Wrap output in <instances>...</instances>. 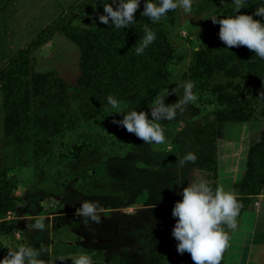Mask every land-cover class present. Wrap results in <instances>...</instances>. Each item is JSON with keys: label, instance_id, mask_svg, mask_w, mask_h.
Masks as SVG:
<instances>
[{"label": "rangeland", "instance_id": "374dc122", "mask_svg": "<svg viewBox=\"0 0 264 264\" xmlns=\"http://www.w3.org/2000/svg\"><path fill=\"white\" fill-rule=\"evenodd\" d=\"M81 1L8 0L4 4L0 0V70ZM202 1L193 0L190 13L178 8L173 10L172 19L159 21L177 60L168 65V80L158 96L136 108L138 112L150 113V106L160 98L165 97V104L176 102L183 94V83L194 82L188 73L191 57L206 34L220 27L209 17L229 16L219 15L229 0L198 9ZM256 2L249 8L250 13L264 5V0ZM98 5L99 2L92 3L78 10L72 25H88ZM140 11L141 7L135 13ZM79 61L78 45L55 33L20 67L25 75L33 70L37 80L55 76L70 92L78 78ZM5 83L6 79L0 84V170L6 171L9 204L5 212H0V221H8L17 233H0L3 256L21 245L32 248L37 242L43 246L44 253L38 255L43 264H74L81 255L88 257L90 264H195L190 253L176 250L177 241L171 231L177 218L171 211L174 203L182 199L178 193L189 183L206 178L213 189L217 187L218 115L238 119L241 126L234 132H243L244 136V155L234 179L240 183L233 186L237 195L240 187L256 176L257 166L252 161L264 151V145H260L264 136V89L241 75L226 76L214 71L205 88L194 82L196 99L181 105L184 111L174 119L158 121L167 134L166 143H144L113 123L114 119H122L123 113H114L116 109L110 106L51 137L52 150L40 157L34 156L38 149L33 140L12 142L7 136L11 121L5 118L2 104ZM176 85L180 87L174 94ZM120 101L123 111L135 109ZM20 106L26 112L24 120H30L28 135L33 136L34 127L30 125L38 104ZM81 143L87 145L86 152L76 155L74 146ZM189 152L195 160L181 164L180 159ZM259 199H264V176L259 193L245 210L254 208V201ZM83 201L99 202V223L89 219L85 224L84 217L74 214ZM262 207L264 211V202ZM225 230L230 234L235 229L225 226ZM221 262L224 264L223 258Z\"/></svg>", "mask_w": 264, "mask_h": 264}, {"label": "trees", "instance_id": "16d2710c", "mask_svg": "<svg viewBox=\"0 0 264 264\" xmlns=\"http://www.w3.org/2000/svg\"><path fill=\"white\" fill-rule=\"evenodd\" d=\"M8 0H4V4ZM219 0H203L197 4L198 9L204 5L216 4ZM99 2L92 14V19L86 26H73L72 18L76 12L92 3ZM111 0H82L69 12L59 18L54 24L37 35L31 45L0 70V84L6 79L3 94V108L5 118L9 122L6 129L7 136L12 142L33 140L37 144L38 154L43 156L52 150L53 138L64 129L80 122L88 121L110 107L106 97L112 95L118 100L126 101L132 108L143 107L151 103L157 96L159 89L168 80V65L177 60L167 31L159 22L153 23L147 16H140L143 11L141 0L140 13H134L135 22L127 28L118 29L99 21L98 16L103 12V3ZM257 5L256 0H246L239 13L251 14L249 8ZM115 8V5H112ZM139 7V8H140ZM173 10H168L166 20L173 17ZM235 15L234 0L223 4L219 15ZM146 22L144 21L145 18ZM141 18V20H140ZM259 19V16H253ZM162 19V20H164ZM156 33L155 40L137 53L141 38L145 34L144 26ZM217 31L206 34L200 48L194 51L188 67L189 76L200 88H205L208 79L214 71H220L226 76L241 75L252 80L254 84L264 89V59L255 55L247 46H227L218 37ZM55 33H61L65 38L74 41L79 48L80 61L78 78L72 90L66 91L60 80L51 76L36 79L33 72L21 71V64L26 65L30 54ZM25 70V69H24ZM15 73V75H14ZM24 74V75H23ZM30 76L28 78H25ZM10 79V80H9ZM37 103L33 111V136H29V117L24 120L25 110L20 104ZM61 110V113H57ZM23 118V119H21ZM18 119L22 121H17ZM216 121L237 122L238 119L218 115ZM17 122V126L14 125ZM42 134V135H41ZM260 145H264V136ZM86 144L74 146L75 154H84ZM257 166L256 176L240 187L237 199L241 202L239 214L250 204L254 195L259 193L260 182L264 176V151L258 159L253 160ZM240 183L237 181L233 186ZM9 204L6 171L0 170V212H5ZM263 215V214H262ZM16 229L8 221H0V233H14ZM43 246L33 243L38 255L43 254ZM7 251V249H6ZM4 248H0V258H3ZM7 255V254H6ZM153 264V263H152ZM220 264H223L220 261Z\"/></svg>", "mask_w": 264, "mask_h": 264}, {"label": "clouds", "instance_id": "9594fccd", "mask_svg": "<svg viewBox=\"0 0 264 264\" xmlns=\"http://www.w3.org/2000/svg\"><path fill=\"white\" fill-rule=\"evenodd\" d=\"M223 2V0H221ZM141 0H111L103 3V12L98 19L104 24H109L118 29L127 28L135 22L134 13L140 7ZM246 0H234L236 14L226 17L215 15L209 18L212 22L219 23L218 37L227 46H247L253 50L255 55L264 59V5L255 8L254 13H239ZM115 5V8L112 5ZM193 0H143V11L140 15L147 16L153 23L166 18L168 10L182 9L184 13H190ZM261 19H254L253 16ZM145 34L141 38L140 46L136 52L140 53L156 38V33L144 26ZM176 85L172 93L176 94ZM183 94L178 96L174 103L165 104L164 98L158 99L150 106V113L132 109L123 111L122 101L112 95L106 97L108 105L116 109V114L123 113L120 120L112 122L123 126L128 132L134 133L144 143L163 144L166 143L167 134L158 121L174 119L178 112L182 113L181 105L196 99L192 89L194 82L186 81L182 85ZM264 97V93H261ZM112 112V113H113ZM111 114V113H110ZM151 117V118H149ZM185 160H195V155L187 153L180 159L183 164ZM182 199L176 201L171 211L175 220L171 235L176 239V250L183 254L190 253L195 264H220L224 251L230 246V234L225 230L236 229L237 216L239 215L241 202L237 194L231 189L217 186L215 189L206 178H199L186 185L182 192L178 193ZM100 210L98 201H83L74 211L84 217L85 224L89 219L99 223L101 217L97 214ZM0 264H43L38 259V253L31 247L21 245L15 251H10ZM74 264H90L88 257L81 255L75 259Z\"/></svg>", "mask_w": 264, "mask_h": 264}, {"label": "crops", "instance_id": "0c3cea01", "mask_svg": "<svg viewBox=\"0 0 264 264\" xmlns=\"http://www.w3.org/2000/svg\"><path fill=\"white\" fill-rule=\"evenodd\" d=\"M240 126L237 122L217 124V186L233 191L234 179L238 176L244 155L243 132L241 135L234 132ZM224 158L225 162H222ZM254 202V208L241 213L236 229L230 233V246L224 252V264H264V199ZM260 219L263 221L259 222Z\"/></svg>", "mask_w": 264, "mask_h": 264}, {"label": "bare ground", "instance_id": "6f19581e", "mask_svg": "<svg viewBox=\"0 0 264 264\" xmlns=\"http://www.w3.org/2000/svg\"><path fill=\"white\" fill-rule=\"evenodd\" d=\"M222 138V137H221ZM220 138V139H221ZM230 138V137H229ZM230 141V140H229ZM228 142V141H227ZM230 142H232V141H230ZM229 144V143H228ZM230 149V148H229ZM232 150V149H231ZM230 152V151H229ZM233 152V151H232ZM236 152V151H235ZM230 154V153H229ZM225 157V156H224ZM225 160V158L223 159V161ZM235 160V159H234Z\"/></svg>", "mask_w": 264, "mask_h": 264}, {"label": "built area", "instance_id": "2783aa9c", "mask_svg": "<svg viewBox=\"0 0 264 264\" xmlns=\"http://www.w3.org/2000/svg\"><path fill=\"white\" fill-rule=\"evenodd\" d=\"M15 233H17V232H15Z\"/></svg>", "mask_w": 264, "mask_h": 264}]
</instances>
